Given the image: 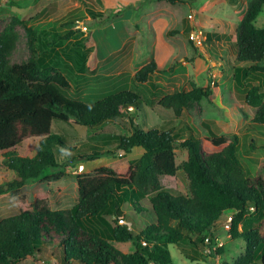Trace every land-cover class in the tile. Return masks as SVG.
Here are the masks:
<instances>
[{
	"label": "trees",
	"instance_id": "1",
	"mask_svg": "<svg viewBox=\"0 0 264 264\" xmlns=\"http://www.w3.org/2000/svg\"><path fill=\"white\" fill-rule=\"evenodd\" d=\"M159 1L174 6L193 0ZM263 8L264 0H252L239 25L236 61L242 66L235 68L234 76L239 88L252 75L264 74V29L255 26ZM18 25L24 22L14 18L0 29V171L12 173V178L0 185V194L21 189L47 169L61 168L57 158L60 148L68 153L69 163L85 174L77 179L79 199L71 209L53 211L42 200L0 221V264H22L46 248H54L56 254L60 249L62 264H172L169 247L188 235L196 236L202 244L204 235L210 234L211 246L216 245L212 232L223 216L232 219L230 236L245 243L244 254L233 264H264V179L247 175L238 156L237 137L229 141L213 135L206 143L190 132L179 142L180 132L144 130L128 116L129 109L138 110L144 100L131 90L94 103L71 99L63 93L70 88L68 79L40 56L34 29H28L31 59L12 63L19 42ZM161 72L153 60L137 72L135 79L145 84ZM210 95L208 84L187 93L166 95L159 105L180 118ZM244 102L256 110L251 122L264 125L261 87H250ZM242 114L248 118L247 113ZM114 119H128L132 133L114 136L108 142L115 141L116 151L125 155L142 153L126 173L107 167L110 152L94 146L76 148L52 132L54 121L93 129ZM31 138L39 140L29 155H21L18 146ZM177 146L188 153L182 165H177ZM179 170L189 180V196H174L161 184V177H174ZM145 199L156 215V224L135 234L120 223L122 208L128 203L136 212H143L140 203ZM258 219L263 223L256 227ZM116 243H131L134 251L123 253Z\"/></svg>",
	"mask_w": 264,
	"mask_h": 264
},
{
	"label": "rangeland",
	"instance_id": "2",
	"mask_svg": "<svg viewBox=\"0 0 264 264\" xmlns=\"http://www.w3.org/2000/svg\"><path fill=\"white\" fill-rule=\"evenodd\" d=\"M251 1L193 0L173 6L159 0H0V29L14 18L24 22L16 28L19 42L12 63L18 64L32 57L28 29L37 31L39 54L68 79L70 88L63 93L71 99L94 103L111 94L134 91L144 99L138 110L131 108L128 112L136 125L144 130L180 132L179 142L190 132L206 143L213 135L229 141L237 137L238 156L247 175L264 179V125L251 122L256 110L244 102L250 87L260 86L264 92V75L248 78L240 88L234 78L240 65L236 61L238 29ZM255 26L264 29V8ZM153 60L162 72L145 84L137 82V72ZM208 84L211 97L185 110L180 118L159 105L166 95L187 93ZM52 132L76 148L94 146L110 152L107 167L120 173L128 172L142 156L138 151L131 155L117 152L116 142H108L114 136L132 133L128 119H114L93 129L54 121ZM38 140H26L18 146V152L29 155ZM175 155L177 165L188 159L187 151L180 146ZM57 158L61 168L47 169L21 189L0 194V221L42 200L53 211L69 210L78 202L77 179L85 171L70 164L68 153L61 148ZM11 178V172L0 171V185ZM161 184L174 196L190 195L183 170L174 177H161ZM140 204L143 212L124 203L120 219L132 225L135 234L156 224L150 202L145 199ZM227 218L221 217L213 229L217 245L214 253L206 254L204 242L188 235L169 247L172 264H233L244 254L245 243L242 238L228 237L223 228ZM260 223L263 219H258L255 226ZM115 245L123 253L134 251L131 243ZM57 251L46 248L22 264H62L61 250Z\"/></svg>",
	"mask_w": 264,
	"mask_h": 264
},
{
	"label": "built area",
	"instance_id": "3",
	"mask_svg": "<svg viewBox=\"0 0 264 264\" xmlns=\"http://www.w3.org/2000/svg\"><path fill=\"white\" fill-rule=\"evenodd\" d=\"M131 109V108H130ZM129 109V110H130ZM121 219V218H120ZM121 224H125L127 225L126 222L121 221ZM128 226V225H127ZM129 227V226H128ZM223 228L227 231L226 233L228 234V237H231L229 232H231L232 229V219L230 217H228L224 223H223ZM212 243V238L210 236L205 237L204 239V245H205V253L211 255L212 253H214V251H216L217 245H214L213 247L211 246ZM144 246H147V244L144 242L143 243Z\"/></svg>",
	"mask_w": 264,
	"mask_h": 264
},
{
	"label": "crops",
	"instance_id": "4",
	"mask_svg": "<svg viewBox=\"0 0 264 264\" xmlns=\"http://www.w3.org/2000/svg\"><path fill=\"white\" fill-rule=\"evenodd\" d=\"M241 66H242V65H239L238 67H241ZM238 67H237V68H238ZM257 75H259V74H254V75H252V76H257ZM263 75H264V74H263ZM252 76H251V77H252ZM251 77H249V78H251ZM262 92H263V91H262ZM122 210H123V208H122ZM123 216H124V214H123ZM127 223H128V222H127ZM129 229L132 230V231L134 232L132 225H131V227H129ZM134 233H135V232H134ZM116 244H117V243H116ZM118 244L120 245V243H118ZM128 244H130V243H128ZM122 245H127V243L122 244Z\"/></svg>",
	"mask_w": 264,
	"mask_h": 264
}]
</instances>
